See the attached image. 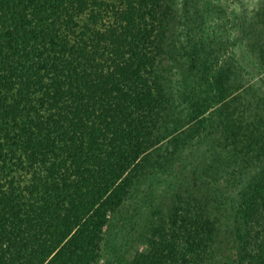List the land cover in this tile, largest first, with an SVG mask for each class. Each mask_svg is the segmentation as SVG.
I'll return each mask as SVG.
<instances>
[{"label":"trees","instance_id":"obj_1","mask_svg":"<svg viewBox=\"0 0 264 264\" xmlns=\"http://www.w3.org/2000/svg\"><path fill=\"white\" fill-rule=\"evenodd\" d=\"M0 264H264V0H0Z\"/></svg>","mask_w":264,"mask_h":264}]
</instances>
